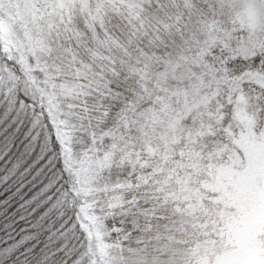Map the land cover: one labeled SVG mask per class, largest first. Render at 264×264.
Returning a JSON list of instances; mask_svg holds the SVG:
<instances>
[{"label": "snow or ice", "instance_id": "snow-or-ice-1", "mask_svg": "<svg viewBox=\"0 0 264 264\" xmlns=\"http://www.w3.org/2000/svg\"><path fill=\"white\" fill-rule=\"evenodd\" d=\"M0 264H264V0H0Z\"/></svg>", "mask_w": 264, "mask_h": 264}]
</instances>
